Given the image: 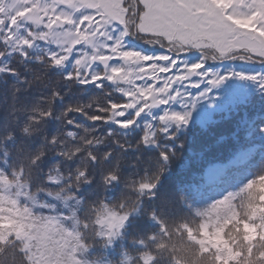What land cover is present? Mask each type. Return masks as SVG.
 Masks as SVG:
<instances>
[{
    "label": "trees",
    "instance_id": "obj_1",
    "mask_svg": "<svg viewBox=\"0 0 264 264\" xmlns=\"http://www.w3.org/2000/svg\"><path fill=\"white\" fill-rule=\"evenodd\" d=\"M13 17L0 8V37L8 40L7 45H0V67L5 70L0 73V264H19L21 260L16 244L6 240L10 236L29 242L33 252L39 250V255L32 257L34 264H75L77 260L79 264H135L137 259L153 264V253L158 250L161 260L157 264H200L205 256L211 257L212 264H264V84L252 79L224 80V86L212 89L202 80L198 89H180L184 99L146 111L127 129L109 122L113 110L119 108H110L109 100L120 104L112 85L100 89L79 84L72 91L65 89V101H57L53 115L59 117L67 102L88 101L93 105V117H103L107 122H89L81 114H74V124L68 130L77 132L73 143L78 142L79 135L91 138L83 129H74L75 123L90 129L99 125L100 130L112 132L116 143L110 138L107 147L114 149L113 156L94 165L93 170L99 178L106 169L115 168L120 184L102 197L95 185L86 186L79 195L88 200L66 199L64 194L50 196L47 191H37L43 177L37 179L30 167L21 175L19 166L30 160L46 135L63 127L59 120H51L33 136V129L40 127L36 121L43 119L42 106L36 103L42 93L36 87L25 90L42 71L36 61L40 57L48 59V50L57 49L37 39L33 27H18ZM23 39L32 44L31 49L17 43ZM129 47L148 55L160 54L158 48L136 41L129 42ZM21 50L29 51L27 60L21 58ZM186 60L190 64L198 62L199 55L192 53ZM112 63L120 64L110 59ZM72 64L74 60L67 67L58 66L61 71L54 70L47 79L63 81L67 73L75 77L79 71L81 80H90L92 75L106 71L97 62L83 69ZM206 67L215 74L224 69L223 75L231 74L230 68L244 75L264 73V65L259 63L242 67L238 61H209ZM133 68H126V74L130 71L129 80L139 82L144 74H133ZM10 70L16 75H10ZM136 88L139 91V83ZM205 91L211 97L198 109L206 106L207 112L200 118L191 117L197 95ZM153 94L150 99L161 95ZM168 112L189 114L186 124L169 121L175 139L164 135L165 126L159 121ZM148 125L153 127L148 129ZM23 128L28 132L22 133ZM9 132L15 135L4 148ZM146 134L150 137L147 143L142 139ZM88 147L93 155L104 150L100 145ZM62 159L48 157L42 167L47 172ZM75 159L79 162V155ZM69 166L74 168L76 162ZM46 175L52 177L44 185L46 189L64 183L55 166ZM154 191L157 197L151 199ZM124 215L131 218L122 224ZM115 217L118 220L114 221ZM89 220L92 223L86 229ZM153 233L155 239L148 240ZM214 237L218 242L212 245ZM25 258L28 264L29 258Z\"/></svg>",
    "mask_w": 264,
    "mask_h": 264
},
{
    "label": "snow or ice",
    "instance_id": "obj_2",
    "mask_svg": "<svg viewBox=\"0 0 264 264\" xmlns=\"http://www.w3.org/2000/svg\"><path fill=\"white\" fill-rule=\"evenodd\" d=\"M68 6L71 14L60 12L51 17L46 26L53 28L62 17H67L66 22L80 36L77 45L85 41L93 48L108 49L111 55H99L106 69L104 74H94L90 80H81V84H93L100 89L113 86L111 89L116 91L120 104L117 100H109L108 104L110 108L119 107L120 111L118 117H112V123L124 129L133 127L146 111L184 99L185 93L180 89L200 88L201 78L213 87L222 84L228 77L221 78L218 74L208 72L206 65L209 61L231 60L264 65V0H78ZM81 29L84 33L91 32L94 35L81 34ZM41 40L45 39L42 37ZM131 41L158 48L160 54L148 55L133 50L129 47ZM7 43V39L0 37V45ZM17 43L32 48L27 39ZM58 53L51 49L47 52L54 66L64 65L67 59ZM192 53L199 55V61L188 64L184 58ZM20 56L27 60L29 51L21 50ZM92 59H96V56ZM110 59L119 61V66L110 65ZM72 60L74 66L81 63L76 52ZM133 65L144 73L140 81L129 80V71L123 75V80L132 86L118 87L113 74L119 77ZM4 71L0 67V73ZM9 74L16 75L14 70H10ZM65 78L71 80L72 73H67ZM240 78L259 80L264 84V73L259 76L240 74ZM137 83L140 97L151 98L154 92L161 95L139 103L129 102L130 97L137 95ZM190 100L191 97H188ZM124 109L131 111L126 112ZM188 115L168 112L160 116L159 121L165 126L164 135L168 139H175L169 121L176 125L186 124ZM92 121L107 122L100 116L92 117ZM152 127L147 126L148 129ZM69 135L72 133L69 132ZM149 138L146 134L142 139L147 143ZM162 155L163 159H168L166 153ZM111 179L115 181L117 177ZM130 218V215H124L121 223ZM152 218L156 219L155 216ZM6 240H15L21 245L23 255L29 258L28 264H34L32 257L38 256L39 250L33 252L31 244L19 236L6 237ZM107 244L112 245V240L109 239ZM75 264H79V261H75Z\"/></svg>",
    "mask_w": 264,
    "mask_h": 264
},
{
    "label": "clouds",
    "instance_id": "obj_3",
    "mask_svg": "<svg viewBox=\"0 0 264 264\" xmlns=\"http://www.w3.org/2000/svg\"><path fill=\"white\" fill-rule=\"evenodd\" d=\"M12 10V7L8 4L3 5V12L5 15L10 14ZM34 22L37 25L40 24V20L39 23H37V20L34 19ZM74 23L75 21H73V24ZM48 29L49 31L47 32H40L37 35V39H41L43 37L45 40H48L49 43H62L65 45L63 54L58 53V55L67 58L65 59V67H67L69 62L72 61L74 55L72 46L76 44V41L80 39V36L77 35L75 31H64L63 24H57L55 28L53 27ZM0 55H2V53H0ZM79 59L81 60V63L75 66H77L78 69H83L86 61L81 58ZM39 63L41 65L42 71L38 73L31 81H29L28 87L25 89L27 91L33 87H36L40 89L42 93L36 97V103L42 106L40 108V115L43 117V119L36 121V124L40 125V127L34 128L32 135H38L41 131V128L47 127L48 121L51 120H59L63 127L51 136L46 135L42 145L32 153L30 160L27 162H21L19 166L20 174H23L26 167H30L32 175H34L37 179L43 177V179L37 185V191H47L48 195L50 196L64 194L66 199L79 198L80 200H88L84 197H81L79 194L86 186L91 185H95V190L98 189L99 196H106L113 189V186L120 184L119 173L115 168H108L104 171L102 176L98 178L96 172L93 170V166L103 164L104 161L109 160V158L113 156L114 149L107 147V145L110 138L111 142L115 144L116 138L113 136L112 132H104L100 130L99 125L90 129L84 124L75 123L74 129H83V132L87 133L91 138H86L85 135H79L78 142L73 143V141H77V132L76 130L70 131L68 128L69 125L74 124V114L83 113L82 116H84L86 120L90 122L92 121L93 117V112L91 111L93 105L88 103V101L81 102L76 100L73 102H67L59 117L54 116L53 114L56 111L57 101H65L67 92L69 90L72 91L77 87V85L81 84L79 71L77 72V75L71 80L64 78L63 81L57 80L52 82L51 80L47 79L49 74L53 73L54 70L61 71V69L58 66H54L50 59H45L44 57L39 58ZM65 89L68 91H65ZM19 91V89H16V92ZM104 111H107V109H104ZM21 131L22 133H27L28 128H23ZM69 132H71L72 135H69ZM93 132L96 133L94 136L91 135ZM14 135L15 134L11 132L7 134L3 141L4 148H8L6 147L8 145L7 141L13 139ZM88 145H100L104 148V150L93 155L92 149L89 148ZM78 155L79 162H77L75 159ZM52 156L63 158L60 163H57L53 166H55V172L63 179L64 183L56 187L48 186L46 189L44 185H46L47 181L52 178L46 175V173L49 172L53 166L47 170V172H45L42 165L46 158ZM88 161H91V163H88ZM72 162H76V166L74 168L69 166ZM61 164H63V172L61 171ZM113 176L117 177L115 181L111 179ZM161 182L162 181L157 184V189ZM156 197L157 191H154L151 194V199H156ZM153 215H155V211H153ZM91 223V220L85 223V228H89ZM161 225L163 226V221H161ZM154 239V233L148 235V240ZM140 242L144 243L145 241L142 240ZM13 243L16 244L17 249L21 254V260L19 261V264H27V260L21 250V245L17 244L15 240H13ZM184 247L187 251H192L189 245H185ZM0 251H2V249H0ZM142 255L143 254H141V256ZM153 255L156 258L153 264H157V262L161 260V253L158 250L154 252ZM113 264H115V262H113ZM135 264H142V260L137 259ZM200 264H212L211 257H203V259L200 261Z\"/></svg>",
    "mask_w": 264,
    "mask_h": 264
},
{
    "label": "rangeland",
    "instance_id": "obj_4",
    "mask_svg": "<svg viewBox=\"0 0 264 264\" xmlns=\"http://www.w3.org/2000/svg\"><path fill=\"white\" fill-rule=\"evenodd\" d=\"M77 2H78V0H0V8H2V13H4L3 12V5L8 4L9 6H11L13 10L10 13H12V15H14L13 22L17 23L18 27H27V28L33 27L34 28L33 34L35 37H37V35L40 32L49 31V29L45 26L50 22L51 17L55 16L56 14H58L60 12H65V13L71 14V8L68 5H70L72 3H77ZM20 9H22V10H20ZM77 11H80V9H77ZM34 19L40 20V24L37 25L34 22ZM66 19H67V17H62V19L60 21H58L57 24H63L64 25V29H63L64 31H74L72 28V25L68 24L66 22ZM62 20H64V21L61 22ZM56 25H54V28ZM81 34H86L90 37H92L94 35L91 32L84 33L83 29H81ZM39 40H41V39H39ZM43 41H47L49 43L48 40H43ZM50 44L53 45L54 47H56V49H57L56 51H58L60 54H63V49H64L65 45H63L62 43L61 44L50 43ZM72 47H73V51L79 54V58L86 61L84 66L91 65V63H93V62L101 63L103 66V62L99 60V55H101V54L111 55L106 47L93 48L92 46L87 44L85 41H81L79 45L75 44ZM93 56H96V59H92ZM184 59L185 60L188 59V56H186ZM186 61L188 63V60H186ZM223 61L230 63L231 60H223ZM238 62L241 64L242 67L251 65L250 63H247V62H242V61H238ZM109 63H110V61H109ZM188 64H190V63H188ZM223 70L224 69L219 70L218 75L221 78L228 77L227 79H224L225 81H228L231 83L234 81L243 80L240 78V74L233 71L232 68H230L231 74H228V75L227 74H225V75L221 74V72H223ZM140 72L141 71L138 68H136L135 66L132 69L133 74L136 73L138 75ZM208 72H210L209 69H208ZM126 73H127V69H125V71L121 74V76L123 77V75H126ZM210 73H212V72H210ZM113 75H115V74H113ZM202 80H204V79L201 78L200 82L204 83ZM126 84H127V82H125V85ZM129 86L131 87L132 85L129 84ZM219 86H224V83L219 84L218 87ZM211 88L214 89L215 87H213L211 85ZM153 95H156V94H153ZM209 97H211V94L207 91L199 93L197 95V98H196L197 103L195 104V106L193 107V110L191 111V113H192L191 117H199L200 118V116L202 114L207 112L206 106L205 107L203 106L204 108L201 107L198 109V105L200 106V103L206 102ZM144 99H150V98L140 97L139 91H137V95L134 98L129 99V100H132L133 102L139 103V102H142ZM119 111H120V108L113 110V112L110 116L109 122H112L113 116H116V117L119 116ZM207 117H208V115H207ZM192 120L195 121V119H193V118H192ZM113 220L116 221V220H118V218L115 217ZM217 240H218V237H214V239L211 240V244L212 245L217 244V242H218Z\"/></svg>",
    "mask_w": 264,
    "mask_h": 264
},
{
    "label": "water",
    "instance_id": "obj_5",
    "mask_svg": "<svg viewBox=\"0 0 264 264\" xmlns=\"http://www.w3.org/2000/svg\"><path fill=\"white\" fill-rule=\"evenodd\" d=\"M114 79L117 82V84H124V80L122 76L115 77Z\"/></svg>",
    "mask_w": 264,
    "mask_h": 264
}]
</instances>
